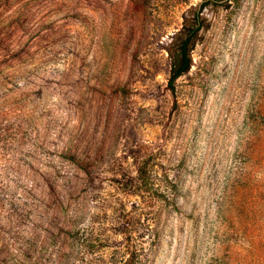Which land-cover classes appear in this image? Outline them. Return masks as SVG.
Returning a JSON list of instances; mask_svg holds the SVG:
<instances>
[{
    "label": "rangeland",
    "instance_id": "1",
    "mask_svg": "<svg viewBox=\"0 0 264 264\" xmlns=\"http://www.w3.org/2000/svg\"><path fill=\"white\" fill-rule=\"evenodd\" d=\"M0 264H264V0H0Z\"/></svg>",
    "mask_w": 264,
    "mask_h": 264
},
{
    "label": "trees",
    "instance_id": "2",
    "mask_svg": "<svg viewBox=\"0 0 264 264\" xmlns=\"http://www.w3.org/2000/svg\"><path fill=\"white\" fill-rule=\"evenodd\" d=\"M198 18V17H197ZM198 31V27L193 28L190 32L189 37L183 41V43L179 47V52H178V59L176 60L175 63H173L170 71V77L168 80V89L173 93L175 91V81L184 75L190 68V57H189V50H188V45L191 40L195 36V34Z\"/></svg>",
    "mask_w": 264,
    "mask_h": 264
}]
</instances>
